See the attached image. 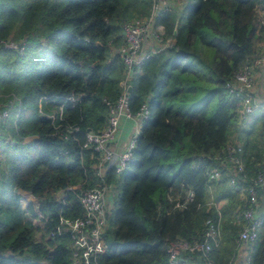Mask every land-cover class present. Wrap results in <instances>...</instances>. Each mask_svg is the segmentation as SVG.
Instances as JSON below:
<instances>
[{"label": "trees", "instance_id": "1", "mask_svg": "<svg viewBox=\"0 0 264 264\" xmlns=\"http://www.w3.org/2000/svg\"><path fill=\"white\" fill-rule=\"evenodd\" d=\"M152 2L0 0V40L26 39L22 54L0 50V101L9 109L0 125V264H70L69 234H48L59 211L72 219L82 208L72 191L63 204L54 193L103 184L113 187L112 207L98 264H168L167 243L201 240L206 218L219 228L218 243L205 256L192 255L193 264L234 261L245 200L224 175L221 151L235 133L245 175L264 173V112L241 121L225 83L264 41L255 14L264 0H178L160 10L155 24L172 45L145 58L128 81L129 112L145 105L146 117L127 167L120 173L110 167L100 178L97 154L82 147L87 131L103 128L121 92V26L149 15ZM48 101L58 107L53 120L40 108ZM213 167L222 175L207 180ZM19 192L29 195L26 208L37 210L42 226L24 216ZM263 253L264 234L252 245L250 264Z\"/></svg>", "mask_w": 264, "mask_h": 264}, {"label": "built area", "instance_id": "2", "mask_svg": "<svg viewBox=\"0 0 264 264\" xmlns=\"http://www.w3.org/2000/svg\"><path fill=\"white\" fill-rule=\"evenodd\" d=\"M177 4L178 0H167L164 3L160 0H153L149 15L126 20L121 26L124 44L117 50L124 65L123 77L119 81L121 92L115 102L109 106L103 128L98 131H87L86 140L82 144V147L91 148L97 154L93 167L94 174L100 178L110 167H113L116 173L122 172L131 159V151L139 133L140 123L146 117V110L145 105H142L135 114L129 112L128 81L141 71V64L145 58L172 45L171 39L163 36V28L155 24L154 18L160 10L176 7ZM255 14L259 23L264 24V8L258 6ZM25 44L26 39L19 41L1 39L0 50L13 49L22 54ZM259 67L264 69V41L257 43L253 59L235 71L225 83L229 94L237 99L235 112L244 122H248L256 112H264V96L258 97L254 90L255 72ZM259 86L264 92V70L263 76L259 79ZM70 100L73 99L70 98ZM59 109L61 112L62 105ZM45 113L46 117L54 119V114ZM17 114L18 111L13 119L14 124ZM8 115V107L0 101V125L5 123ZM126 117L134 120V130L131 136L122 142L118 138V132L122 118ZM77 129V126L65 127V131H76ZM6 140L11 142L9 136ZM221 152L220 163L226 168L224 175L227 176L228 183L234 186L245 200L238 221L236 252H244L239 264H250L252 245L260 235L264 234V214L257 213L261 204L260 200L264 196V193L259 192L260 189L264 190V173L261 170L252 177L245 175L242 142L235 137V133L226 141ZM3 158L4 153L0 149V161ZM205 174L207 180L217 179L221 177L222 171L213 167L206 169ZM112 188L111 184H103L101 187H78L77 189L69 185L54 193L55 199L63 204L66 191H72L82 208L81 215L72 219L64 217L59 211V223L48 234L49 236L64 232L69 234L72 249L70 264H98V254L106 249L103 234L112 207ZM192 196V191L186 189L185 198L191 200ZM204 226L201 240L186 241L182 238H174L167 243L168 264H193L192 255L205 256L211 250L212 245L218 243L220 235L218 226L211 218L205 219ZM244 244L246 246H242ZM259 264H264V255Z\"/></svg>", "mask_w": 264, "mask_h": 264}, {"label": "crops", "instance_id": "3", "mask_svg": "<svg viewBox=\"0 0 264 264\" xmlns=\"http://www.w3.org/2000/svg\"><path fill=\"white\" fill-rule=\"evenodd\" d=\"M162 3L166 2L167 0H160ZM257 69V68H256ZM263 68L259 67L257 69V71L255 72V92L256 95H258V97H262L264 96V92L261 90L260 86H259V79L263 76ZM134 130V120L132 118L126 117V118H122L121 123H120V130L118 132V138L124 142L125 140H127L132 132ZM111 192V191H110ZM242 246H246L245 244ZM244 252H240L237 251L236 252V256L234 258V262L232 264H239L240 260H242V256H243Z\"/></svg>", "mask_w": 264, "mask_h": 264}, {"label": "rangeland", "instance_id": "4", "mask_svg": "<svg viewBox=\"0 0 264 264\" xmlns=\"http://www.w3.org/2000/svg\"><path fill=\"white\" fill-rule=\"evenodd\" d=\"M197 105H199V104H196V102H194L191 105L187 106V109L188 110H192ZM40 108H41V111H42V113L44 115L46 114L45 112H47V113H54V112H56L58 110L57 105L56 104H51L49 101H48V105H47V102L46 103L45 102H42V104L40 103ZM25 139H27V138H25ZM19 198H20V202H21L22 208L24 210V216L26 218L30 219L34 225L42 226V224H43V220H42L43 217L38 212H36L35 214H32L26 208V206L28 204V200L30 199L29 195H25L22 192H19ZM111 198H112V195H111Z\"/></svg>", "mask_w": 264, "mask_h": 264}, {"label": "water", "instance_id": "5", "mask_svg": "<svg viewBox=\"0 0 264 264\" xmlns=\"http://www.w3.org/2000/svg\"><path fill=\"white\" fill-rule=\"evenodd\" d=\"M175 33H176V26H174V28H173V34H175ZM130 89H131V86L128 85V90H130ZM87 130H89V129H87ZM260 201H261V204H260V206L258 208L257 213L258 214H264V196H262Z\"/></svg>", "mask_w": 264, "mask_h": 264}]
</instances>
